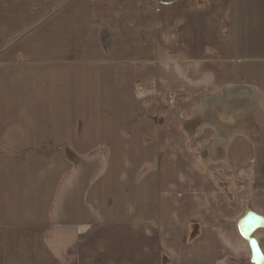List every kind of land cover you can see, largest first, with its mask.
I'll use <instances>...</instances> for the list:
<instances>
[{
    "label": "crops",
    "instance_id": "obj_1",
    "mask_svg": "<svg viewBox=\"0 0 264 264\" xmlns=\"http://www.w3.org/2000/svg\"><path fill=\"white\" fill-rule=\"evenodd\" d=\"M111 94L120 157L80 140ZM240 212L264 217V0H0V264H253Z\"/></svg>",
    "mask_w": 264,
    "mask_h": 264
},
{
    "label": "rangeland",
    "instance_id": "obj_2",
    "mask_svg": "<svg viewBox=\"0 0 264 264\" xmlns=\"http://www.w3.org/2000/svg\"><path fill=\"white\" fill-rule=\"evenodd\" d=\"M175 98V97H173ZM95 105L97 107L96 116H79V125H80V140H83L82 136H90L93 137L96 140V145L100 144H107L111 147V152H116V157L122 156L123 153H120L121 151L126 152L123 148L116 147L117 145L121 144L122 139L121 133L119 129L125 125L131 130L132 126L135 124L136 117L127 115L126 108L124 105L118 100L115 96V94H111L110 99H106L105 101H95ZM165 109H167V106H164ZM104 108L105 110L103 111ZM164 109V110H165ZM160 124H163V119H160ZM89 126H93L96 130H102L100 133H96L94 136L90 131L87 133H84L82 135V130L86 129ZM82 135V136H81ZM135 135V134H128V136ZM80 152L86 153L89 149L87 146V143L81 142ZM99 149H97L98 151ZM101 153V152H98ZM126 154V153H124ZM204 155V154H203ZM203 155L201 157H203ZM205 156V155H204ZM206 159V156L203 157L202 162L204 164V160ZM203 167V166H202ZM218 183V181H217ZM219 184V183H218ZM219 186H223L220 185ZM225 190L230 194V189L232 186L229 184H226L223 186ZM231 200V199H230ZM242 212L235 215V221H239V214L240 216ZM193 230V229H192ZM190 231V234L195 235L194 232H197V230ZM240 261V262H239ZM235 261V264H248V261ZM239 262V263H237ZM250 262V261H249Z\"/></svg>",
    "mask_w": 264,
    "mask_h": 264
},
{
    "label": "water",
    "instance_id": "obj_3",
    "mask_svg": "<svg viewBox=\"0 0 264 264\" xmlns=\"http://www.w3.org/2000/svg\"><path fill=\"white\" fill-rule=\"evenodd\" d=\"M264 229V217L249 212L239 222V231L250 245L253 264H264V253L259 242L253 237L256 231Z\"/></svg>",
    "mask_w": 264,
    "mask_h": 264
}]
</instances>
